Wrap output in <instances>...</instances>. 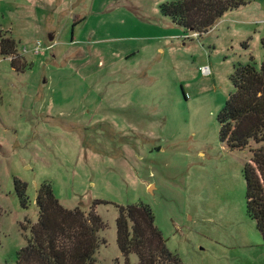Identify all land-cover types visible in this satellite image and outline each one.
<instances>
[{"label":"rangeland","instance_id":"1","mask_svg":"<svg viewBox=\"0 0 264 264\" xmlns=\"http://www.w3.org/2000/svg\"><path fill=\"white\" fill-rule=\"evenodd\" d=\"M165 1L0 0V43L21 56L15 70L0 52V264L26 246L44 183L66 209L109 203L96 264H138L116 243L128 205L150 208L182 264H264L243 178L256 145L229 149L217 122L234 68L264 61V0L202 34L164 17Z\"/></svg>","mask_w":264,"mask_h":264},{"label":"trees","instance_id":"2","mask_svg":"<svg viewBox=\"0 0 264 264\" xmlns=\"http://www.w3.org/2000/svg\"><path fill=\"white\" fill-rule=\"evenodd\" d=\"M251 1L167 0L161 5L160 12L176 25L202 34L226 12ZM261 45L264 49V38ZM0 52L14 56L10 60L11 67L21 70L14 41L2 40ZM231 82L234 91L217 116L219 138L231 150H242L250 141L256 145L243 167L245 203L246 213L255 222L264 241V61L259 69L251 64L236 66ZM14 184L23 206L26 185L18 180ZM35 202L38 219L30 228L26 246L17 254L16 264H96V252L106 244L99 236L106 225L96 208L109 203L94 200L87 213L80 207L66 209L46 183L39 187ZM116 208V243L126 262L129 255L135 254L138 264H160L162 261L182 264L177 255L167 249L148 206Z\"/></svg>","mask_w":264,"mask_h":264},{"label":"built area","instance_id":"3","mask_svg":"<svg viewBox=\"0 0 264 264\" xmlns=\"http://www.w3.org/2000/svg\"><path fill=\"white\" fill-rule=\"evenodd\" d=\"M47 49H50V47H47ZM43 49H42V47H41V43L40 42H37L36 43V46H35V48H34V50H33V52H34V54L35 55H40L43 51H42Z\"/></svg>","mask_w":264,"mask_h":264},{"label":"water","instance_id":"4","mask_svg":"<svg viewBox=\"0 0 264 264\" xmlns=\"http://www.w3.org/2000/svg\"><path fill=\"white\" fill-rule=\"evenodd\" d=\"M50 40H52V37H49Z\"/></svg>","mask_w":264,"mask_h":264}]
</instances>
